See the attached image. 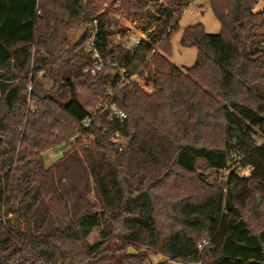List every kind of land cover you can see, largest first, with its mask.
<instances>
[{
  "label": "trees",
  "instance_id": "1",
  "mask_svg": "<svg viewBox=\"0 0 264 264\" xmlns=\"http://www.w3.org/2000/svg\"><path fill=\"white\" fill-rule=\"evenodd\" d=\"M118 1L127 20L156 28L150 42L115 54L88 0H0V264H147L150 252L167 259L159 264H264V35L254 25L264 10L209 0L221 33L186 29L181 43L198 55L183 72L171 41L194 0ZM95 21L96 45L117 67L92 75ZM124 68L146 73L155 92L116 87ZM110 91L127 115L123 150L111 133L82 127L78 92L93 109ZM205 169L226 178L209 184Z\"/></svg>",
  "mask_w": 264,
  "mask_h": 264
},
{
  "label": "rangeland",
  "instance_id": "2",
  "mask_svg": "<svg viewBox=\"0 0 264 264\" xmlns=\"http://www.w3.org/2000/svg\"><path fill=\"white\" fill-rule=\"evenodd\" d=\"M88 4L92 8H94L98 14L102 15L104 21L107 22L108 30L110 33L109 44L115 54H118L120 52V47L125 50H131L133 48V43L131 41L133 37L140 36L141 34H144L149 30H151V33L149 34H152L155 31L156 26L154 24L152 26H149L148 24L140 23L137 20H127L126 12L121 9L118 0H88ZM159 4H170V2L168 0H159ZM184 6L185 7L182 8L181 12H179L180 14L178 18V26L171 41L172 57L170 59L171 62L183 72L194 66L198 55V49L196 47H186L181 43L186 29L195 25H203L205 32L208 35H219L221 33V25L212 11L209 0H194L189 5L186 6V4H184ZM203 9L205 10L202 11ZM255 10H264V1L258 2V6ZM254 25L256 26L255 33L257 35H264V14L259 16L255 20ZM92 28L93 26L90 27V29ZM83 34V30L70 31L68 33L69 44L73 45L76 42H79L83 37ZM117 34H120L125 41L130 40V42L127 43L124 41L126 44H124V42L116 44L115 36ZM38 78L40 81H43V73L38 74ZM2 81L3 80L0 78V84L2 83ZM44 82L46 84V87H48L49 89L53 85V82L49 78ZM148 88V90H150V94H153L155 92L152 87ZM77 97L80 104L86 109V111L92 109L88 106L87 102L79 92L77 94ZM57 98L62 102V104H67L70 101L69 90L62 91V93ZM58 159V155L54 153H48V155L45 157L46 165H52L54 162L58 161ZM245 172H247V170ZM204 174L205 176L203 175V173H201L205 181L209 184H213L216 182H220V177L222 179L226 178L227 171H224L219 175L205 169ZM98 241L99 233L97 231H94L89 238V243L94 244ZM131 250L134 254L136 253L134 249L128 248L127 254H130ZM165 261H167V259L163 255L150 252V259L148 260V262L159 264ZM106 263L117 264L116 257L114 256L107 259Z\"/></svg>",
  "mask_w": 264,
  "mask_h": 264
},
{
  "label": "built area",
  "instance_id": "3",
  "mask_svg": "<svg viewBox=\"0 0 264 264\" xmlns=\"http://www.w3.org/2000/svg\"><path fill=\"white\" fill-rule=\"evenodd\" d=\"M264 0H256V2H261ZM203 9L202 11H204ZM94 27L89 31L91 38L90 41L87 44L86 51L91 56V63L89 67L86 68L85 73H90L92 75H95L103 70L106 69L107 66H115L117 67L116 63H113L110 58H104L98 49L96 45V39L98 36V30L96 28L97 21L94 22ZM151 30L147 31L144 34H141L140 36L133 37L132 43L133 48L139 46L142 42H150V34ZM130 39V38H129ZM125 40L123 37H121L120 34H117L115 36V43L120 44L121 42H124ZM125 42L129 43L130 40H126ZM124 42V44H126ZM110 41H108V45L110 46ZM147 74L143 73L141 75L133 74L131 75L127 69H121L120 70V78H114V83L116 87L122 88L125 85H129L131 83H135L140 88L145 90L147 93H149L150 90H148V87H151L147 85L146 83ZM29 93H31V87H29ZM150 94V93H149ZM127 120V115L124 111H122L119 106L114 103L113 101V93L112 91L109 92L107 99L101 100L98 105L93 108L89 109L87 111V117L84 119L82 123V127L86 131H92L95 127H99L103 130L104 133L108 134L111 133L110 143L113 144L116 148L123 150L127 147L128 141L122 136L121 132L119 131L118 127L125 124ZM79 136L75 137L72 140V144L74 145L77 138ZM72 146L68 148H63L58 152L59 158H63L65 156V153L70 149ZM237 165H232L231 169L234 170ZM251 169L249 168L247 172L243 174L244 178H248L250 176ZM249 174V175H248ZM147 264H153L152 262H148Z\"/></svg>",
  "mask_w": 264,
  "mask_h": 264
},
{
  "label": "water",
  "instance_id": "4",
  "mask_svg": "<svg viewBox=\"0 0 264 264\" xmlns=\"http://www.w3.org/2000/svg\"><path fill=\"white\" fill-rule=\"evenodd\" d=\"M130 254H134L132 250L130 251Z\"/></svg>",
  "mask_w": 264,
  "mask_h": 264
}]
</instances>
